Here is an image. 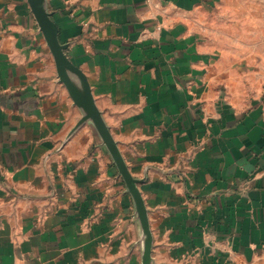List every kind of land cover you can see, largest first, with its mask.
<instances>
[{"label": "crops", "instance_id": "crops-1", "mask_svg": "<svg viewBox=\"0 0 264 264\" xmlns=\"http://www.w3.org/2000/svg\"><path fill=\"white\" fill-rule=\"evenodd\" d=\"M0 0V264H264V0ZM149 249V250H148Z\"/></svg>", "mask_w": 264, "mask_h": 264}, {"label": "water", "instance_id": "water-1", "mask_svg": "<svg viewBox=\"0 0 264 264\" xmlns=\"http://www.w3.org/2000/svg\"><path fill=\"white\" fill-rule=\"evenodd\" d=\"M31 10L37 20V23L40 27V30L44 34V37L55 57L58 73L60 75L61 80L67 86L72 98L74 101L81 107L85 108L88 112L87 117L85 120H91L97 131L99 132L100 136L104 140L106 146L108 147L110 153L112 154L115 163L123 176L130 192L134 196L136 204L138 206L139 213L142 217L143 224L145 226V230L147 232L149 240L151 239L149 225L146 217V209L145 205L141 196V193L137 187V181L132 177L119 149L114 141L110 131L108 130L100 112L98 111L95 103L92 99H88L86 102L82 101L78 94L74 84V81L71 78L70 73H77L80 75L85 85L88 86V82L83 75V73L72 64V62L67 58L65 54V46H63L59 41V29L54 20L52 19L51 15L47 12L44 0H28ZM149 250V249H148ZM147 260L144 264H149L150 261V254L147 252L146 255Z\"/></svg>", "mask_w": 264, "mask_h": 264}]
</instances>
